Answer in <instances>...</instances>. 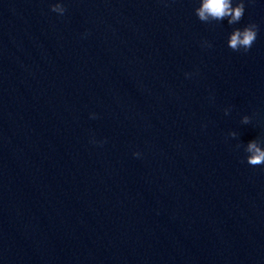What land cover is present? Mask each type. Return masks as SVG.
<instances>
[{
	"label": "water",
	"instance_id": "1",
	"mask_svg": "<svg viewBox=\"0 0 264 264\" xmlns=\"http://www.w3.org/2000/svg\"><path fill=\"white\" fill-rule=\"evenodd\" d=\"M199 3L0 0V264H264V0Z\"/></svg>",
	"mask_w": 264,
	"mask_h": 264
},
{
	"label": "clouds",
	"instance_id": "2",
	"mask_svg": "<svg viewBox=\"0 0 264 264\" xmlns=\"http://www.w3.org/2000/svg\"><path fill=\"white\" fill-rule=\"evenodd\" d=\"M51 10L61 15L65 12V8L60 3L53 5ZM244 13V0H238L235 6L233 0H200L199 6L195 9V14L202 22L227 20L229 25L238 23ZM257 34L258 26L255 23H249L242 29L236 28L229 35L228 47L233 51H239L243 48L247 52L255 42ZM242 122L244 124L249 123V117L244 116ZM231 135L235 136V133H231ZM245 152L247 153L246 160L249 165L264 164V145L260 141H250L245 148Z\"/></svg>",
	"mask_w": 264,
	"mask_h": 264
}]
</instances>
